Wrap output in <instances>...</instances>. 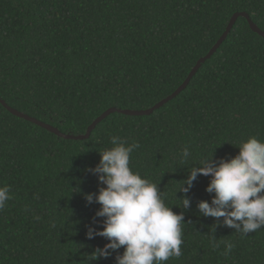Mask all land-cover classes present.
I'll return each mask as SVG.
<instances>
[{"label":"trees","instance_id":"obj_1","mask_svg":"<svg viewBox=\"0 0 264 264\" xmlns=\"http://www.w3.org/2000/svg\"><path fill=\"white\" fill-rule=\"evenodd\" d=\"M241 13L264 33V0H0V100L84 136L109 109L146 111L171 96ZM113 135L139 144L132 171L184 214L183 255L166 264H264V228L241 238L216 227L220 247L209 243L216 221L197 204L211 202V177L193 181L188 209L178 192L201 160H230L249 137L264 141V39L246 19L175 98L148 116L111 114L86 140L59 138L0 104V187L13 197L0 211V264H116L123 247L91 256L109 241L87 239L104 218L84 198L106 187L87 170ZM185 147L191 156L181 163ZM224 241L235 244L228 256Z\"/></svg>","mask_w":264,"mask_h":264},{"label":"clouds","instance_id":"obj_2","mask_svg":"<svg viewBox=\"0 0 264 264\" xmlns=\"http://www.w3.org/2000/svg\"><path fill=\"white\" fill-rule=\"evenodd\" d=\"M110 143L112 148L99 152V164L87 170L97 177L99 184L106 187H100L98 194L84 197L88 204L100 205L95 215L104 218L103 230L97 231L90 226L86 237L91 240L100 236L109 241L91 256L94 260L108 258L123 247V253L115 257L116 264H166L172 258H180L184 243L183 212L174 213L173 207L166 205L165 196L158 185L132 171L131 154L139 148L138 143L127 144L116 135L110 137ZM238 149V155L230 160L221 159L217 162L213 155L210 159L201 160L196 164L198 166L190 168L178 191L185 194L179 199L180 207L188 209L191 202L187 193L193 187V181L199 175L211 177L205 189L207 193L214 194L211 202L200 201L197 209L203 217H211L216 221L210 229L213 235H209V243L214 249L220 247L214 237L216 227L234 229V233L240 234L241 238L264 228V141L252 136L242 142ZM190 156L188 147L183 148L180 162L186 163ZM12 199L10 187H0V211ZM220 218H223L222 222ZM234 247L232 242L224 241L222 255H230Z\"/></svg>","mask_w":264,"mask_h":264},{"label":"water","instance_id":"obj_3","mask_svg":"<svg viewBox=\"0 0 264 264\" xmlns=\"http://www.w3.org/2000/svg\"><path fill=\"white\" fill-rule=\"evenodd\" d=\"M239 17H242L244 19H246L251 31L257 35H259L260 37H262L264 39V33L262 31H260L256 25H254L251 20L249 19L248 15L245 14V13H241V14H235L227 28H226V31L225 33L222 35V37L219 39V41L216 43V45L211 49V51L208 53L207 56H205L204 58L200 59L196 66L193 68V70L191 71V73L189 74L188 78L186 79V81L175 91V93L173 95H171L170 97H168L167 99L163 100L162 102L158 103L157 105H155L152 109L150 110H147V111H120V110H116V109H110L108 110L107 112H105L101 117H99L88 129L86 135L84 136H79V137H74V136H71V135H64L62 134L61 132H59L56 128H53V127H50L48 125H45V124H42L24 114H21L9 107H7L1 100H0V103L3 105V107L5 109H7L8 112H10L12 115L18 117V118H21L23 120H26V121H29L45 130H47L48 132L52 133L53 135L59 137V138H62V139H65V140H86L89 138L91 132L93 131V129L96 127V125H98L101 121H103L106 117H108L109 115L111 114H114V113H118V114H121V115H124V116H130V117H140V116H148L150 114H152L155 110L161 108L163 105H165L167 102H169L170 100H172L173 98H175L179 93H181L184 88L186 87V85L189 83V81L191 80V78L193 77V75L197 72V70L201 67V65L208 59H210V57L215 53V51L220 47V45L223 43V41L226 39L228 33L231 31L233 25L235 24L236 20L239 18Z\"/></svg>","mask_w":264,"mask_h":264}]
</instances>
